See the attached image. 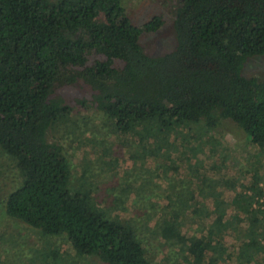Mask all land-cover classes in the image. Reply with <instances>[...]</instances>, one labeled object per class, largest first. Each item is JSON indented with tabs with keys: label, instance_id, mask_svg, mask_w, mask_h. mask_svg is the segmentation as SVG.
Here are the masks:
<instances>
[{
	"label": "trees",
	"instance_id": "16d2710c",
	"mask_svg": "<svg viewBox=\"0 0 264 264\" xmlns=\"http://www.w3.org/2000/svg\"><path fill=\"white\" fill-rule=\"evenodd\" d=\"M164 22L154 15L136 24L122 0H0V148L22 177L5 209L44 234L64 236L77 255L165 264L150 256L133 224L104 212L92 187L72 184L69 157L48 140L74 110L57 93L63 68L65 82L91 88V103L130 147L147 135L163 147L183 120L213 128L229 118L264 148V79L244 72L251 57L264 55V0H179L174 48L151 55L141 36ZM93 55L102 57L91 63ZM252 184L234 196L244 216L232 230L241 232L240 254L264 264V189ZM172 215L158 223L161 236L180 244L186 264L217 261L222 241L186 235Z\"/></svg>",
	"mask_w": 264,
	"mask_h": 264
},
{
	"label": "rangeland",
	"instance_id": "374dc122",
	"mask_svg": "<svg viewBox=\"0 0 264 264\" xmlns=\"http://www.w3.org/2000/svg\"><path fill=\"white\" fill-rule=\"evenodd\" d=\"M122 2L136 24L154 15L163 17L161 28L141 36L148 53L158 56L174 48L179 0ZM99 57L93 55L91 63ZM244 72L254 80L264 79V55L251 57ZM66 74L63 68L57 93L74 110L50 128L47 137L62 145L69 157L72 184L92 187L106 214L133 224L155 261L187 263L180 244L164 239L158 225L174 214L186 235L207 234L214 243L222 241L218 260L207 258L206 262L253 264L248 255L240 254L241 232L232 230L233 223L244 216L238 213L234 196L251 191L253 182L257 190L264 189V148L229 118L213 128L203 121L183 120L167 135L163 147L153 146L151 135L130 147V140L110 129L106 114L91 103V88L81 81L65 82ZM21 179L13 159L0 148V264H107L97 254H75L64 236L44 234L8 214L5 200ZM260 201L264 209V194ZM255 213L262 217L261 210Z\"/></svg>",
	"mask_w": 264,
	"mask_h": 264
}]
</instances>
